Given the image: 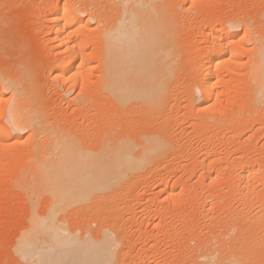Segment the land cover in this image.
<instances>
[{"label": "bare ground", "instance_id": "6f19581e", "mask_svg": "<svg viewBox=\"0 0 264 264\" xmlns=\"http://www.w3.org/2000/svg\"><path fill=\"white\" fill-rule=\"evenodd\" d=\"M48 1H41L48 11H46L47 15H44L45 18L43 16L38 31L45 38L44 44L48 47L46 48L50 50V54H53L50 71L57 73L53 75L59 80L56 78L54 80L59 82L62 80L65 83V93L77 88V94L68 100L73 102L77 111L79 110L78 113L80 112L84 118L79 122L82 129L85 126L86 131L90 129L94 131L88 133L85 131L86 134L83 132L85 135H77L76 131L75 134L68 133V128L56 121L59 120L55 117L57 115L49 114L50 109L48 111L47 108L49 104L46 107L44 105L46 103L40 99L41 96L39 98V95L37 96L33 91L30 85L32 81H28L27 68L21 63L22 61L14 65L12 74L0 70V97L4 98L5 90L9 92L6 101L9 104L8 108L6 107L4 111L0 106V166L9 163L8 158L17 164L14 176L10 180L26 203L24 226L19 229L20 232L11 242L9 256L11 255V258L18 262L17 264H120L121 261V264H124L127 260L124 256L126 254L124 247L129 246L126 241L129 242L130 239L127 238L128 233L126 235L123 232L125 227L123 223L127 221L126 219H130L122 215L134 208L131 197L128 198L130 201H126L124 194L133 187L132 184L152 179L159 168L161 169L164 161L184 156L182 152L185 153L187 149L186 154L189 159H197L198 156L193 151L194 141L197 143L199 140H196L201 138L205 141L206 134L215 130L219 132L222 127L227 128L230 125V132L225 129L230 134L221 138H226L227 142L231 139H233L232 143L236 142L232 152L237 158L246 157L249 151L247 149L254 144L253 139L255 140L259 135L261 138L264 137V0L257 10L259 12L258 15L256 13L257 18L250 19L248 16L245 17V14H240L241 12H233L222 16L223 18H214L215 20L205 18L206 21L198 17L202 14L198 13L205 0H182L181 6L184 3L188 5L182 8L177 0ZM184 15L185 17L189 15V18H182ZM184 19L188 20L187 23ZM238 27L243 31L240 37L237 36ZM187 33L191 38L187 37ZM200 41L205 44L200 46ZM241 57H245V60H241ZM242 92L244 96L241 95V100L237 99V95ZM179 99H185L186 103L181 116L191 118L186 122L189 124L185 128L182 127L183 131L188 133V129L191 128L198 138L192 134L193 139L189 136L185 137L184 142L179 141L183 137V133L180 134L181 137H178L179 131L176 133ZM254 122L258 125L252 130L250 128L255 125ZM248 130L252 131L248 133ZM22 131H27L25 150L17 151L18 156L14 153L15 158L6 156L9 150L18 147ZM257 133L258 136L254 138ZM226 141L223 143L226 144ZM219 143L221 144L220 141ZM204 148L205 150L197 153L203 156L202 159L200 157L203 161L200 164L201 176L207 175L212 162L217 163L223 159L220 153V156L214 153L216 156L210 159L211 153L206 151V146ZM19 149L20 147L16 150ZM21 151H25L23 154L26 155ZM20 152L23 157H20L22 156L19 155ZM248 159L239 161L240 179L245 180L252 175L255 179L262 178L264 167L262 169L258 165L259 168H255L259 162L253 167ZM194 161L191 160L193 163ZM230 163H224L225 166L221 168L225 171L237 165L236 162L235 165ZM186 165L184 168H187ZM211 177L206 184L214 186L213 184H216L214 181L217 179ZM178 178H181V181ZM184 180L179 175L176 181ZM248 182L243 183L247 184L246 191L249 189ZM262 186H264L263 181ZM136 190L134 192H137ZM131 191L126 195L133 198L134 193ZM181 191L176 190V186L172 185L168 188L166 186L157 188L153 195L157 198L167 195L168 199L172 194H180ZM240 194L245 193L241 191ZM246 195L243 196L244 198L240 196L243 201ZM121 196L126 199L123 198L125 200L123 204H118ZM215 197L209 196L208 199L210 198L211 201ZM164 198L166 199V196ZM206 199L203 204L207 202ZM115 200H118L117 206ZM256 200L258 201L257 197ZM261 200L255 203L259 207L264 205ZM221 202L222 200H219V203ZM215 203L214 205L220 207V204ZM203 206L207 209L205 205ZM158 208L160 207L154 203L152 207L145 209L152 213L159 211ZM242 208L240 209L243 212ZM245 212L248 213L247 210ZM157 224H154V227ZM222 224L224 227V223ZM235 225H231L229 229L228 225L226 230L231 231L236 227ZM232 232H229L230 237L234 236ZM226 233L225 236H229ZM240 233L237 231L236 234L240 235ZM224 234L220 236L225 237ZM236 234L231 239L236 240L238 237ZM244 235L241 234L239 237L244 238ZM248 236L247 232L245 240ZM239 239L236 242L242 241L244 245L245 240L239 241ZM228 240L229 243L232 241ZM221 243H217V249L221 248L219 247L223 245ZM241 244L239 243L238 249L235 248L237 243L233 245L235 249L232 251H230L232 245L230 247L226 244L229 246V252L224 245L225 248L222 247L221 250L223 248L226 250L222 251H216V244L211 247L214 250L209 248L208 251L206 247V251H198L199 256L194 252L196 256L193 257L196 259H193L192 264H245L248 263L245 260H250L259 251L260 257H263L262 242L263 248L257 247L258 252L257 249L255 251L250 249L254 252L252 255L250 250L249 252L248 249L243 250L249 247V244L244 248ZM210 245L212 244L207 246ZM126 250L128 258L129 252L128 249ZM262 257L257 261L262 262L264 260ZM252 260L249 264L256 261L255 258ZM257 261L254 264H257Z\"/></svg>", "mask_w": 264, "mask_h": 264}, {"label": "rangeland", "instance_id": "374dc122", "mask_svg": "<svg viewBox=\"0 0 264 264\" xmlns=\"http://www.w3.org/2000/svg\"><path fill=\"white\" fill-rule=\"evenodd\" d=\"M41 1L42 0H0V70L12 74L14 72V67L18 63H20L22 61L21 63L24 64L25 67L27 68L26 69L27 70L26 71V73H27L26 76L29 79L28 81L29 82L32 81V84L30 83V85H31V87H33V91H35L36 95L37 94L39 95V96L37 95L39 98L41 96L40 99L43 101V103H46V104H44V105H46V107L49 104L50 107L49 106L47 107L48 111L50 109L49 114H51V115L54 114L53 116L57 115L55 117H56V119H59V120H56V121H59L58 123H60V124L62 123L61 126L65 125V127L68 128V130H67L68 133L75 134L77 132L78 133L77 135H79V134L83 135L84 133L86 134V132L88 133V131H89V130L86 131L87 129L85 128V126H84V129H82L83 127H81L80 124H79L80 121L82 122L83 116L80 114V112L78 113L79 110L77 111V109L75 108L73 102L71 100H68L69 98H71V97H73V96H75L77 94V92H78L77 88H73L68 93H65V83H63L62 80H60V82H59L58 81L59 79L56 78L53 75L55 72L53 70H52V72L50 71V69L52 68L51 64H52V60H53L52 59V57H53L52 55L53 54H50V50H48L47 49L48 48L47 45L44 44L45 43L44 42L45 38L42 37L43 36L42 33L39 32L40 31L39 28L41 27L42 18H43L44 15H47L46 11H48L46 9L47 7L43 6V3L45 1H43V3H41ZM51 1H53V2L55 1L56 2L58 0H51ZM180 1H182V0H179V1L177 0L178 3ZM261 1L262 0H215V1L214 0H205L201 4V7H202L201 11L198 13V14H201V13L202 14L198 15V17H200V19L203 18V20L206 21V19L207 20H211L212 18L213 19L214 18L215 19L216 18H218V19L219 18H223L224 15H228L229 13H233V12L234 13H240L241 12L240 14H242V15L245 14V17L248 16V18H250V19L251 18H257V15L259 13L257 10L259 8V5L261 4ZM47 2H49V1L47 0ZM182 3L180 4L181 8L183 6H188V5H186L187 3H184L185 5L183 4V6H181ZM205 3H207V4H205ZM44 4H46V2ZM38 5L40 7H38ZM240 7H242V8H240ZM260 7H261V5H260ZM256 13H257V15H256ZM44 18H45V16H44ZM182 18H189V15L186 16V17L184 15V17H182ZM185 21L187 23L188 20L186 19ZM184 23L185 22L183 21V24ZM91 24L93 25L94 23L92 22ZM238 29H239L238 30L239 34L237 36L240 37L242 35L243 31H242V28H240V27H238ZM190 34H192V32H190ZM190 34L187 33V37H189ZM190 38H191V36H190ZM187 39H189V38H187ZM200 42H201L200 46H202V44H205V42H202V41H200ZM250 44L251 43H248V45H250ZM188 45L190 47L189 42H188ZM241 60H245V57H241ZM24 62L27 63V64H25ZM7 65H9V66H7ZM11 67L13 69H11ZM242 72L243 71H241V73ZM56 74L57 73H55V75ZM54 78H56L58 80H56V79L54 80ZM242 94H244V92L240 93V95H237L239 97V98L237 97V99L241 100V95ZM8 95H9V92L7 90H5L4 91V98L0 97V101H1V105L0 106H1L2 110L4 109V111L8 108L7 106L9 105L8 102H6V101H8L7 100V96ZM242 96H244V95H242ZM56 101H58V102H56ZM178 103H179V105H178L179 106V112H181V113L179 115V112H178V115H177V120L178 121L176 120V122H178V124H176V125H177L178 128L176 127V133H177V131H179L177 133L179 135L178 137H181L180 134L183 133L182 134L183 137H181L182 139H179V141L181 140V142H184L185 137H189L190 136L192 138L193 136L194 137H197V136L195 135V133H193V130L191 128L188 129V133L187 132L184 133L182 127L185 128L186 125L189 124V123L187 124L186 122L191 120V118L187 119L186 117H182L181 116L183 111L185 110V104H186L185 103V99H179ZM52 107H54V108H52ZM91 110H93V109H91ZM93 112H94V110H93ZM254 115L256 116V114H254ZM178 117H180V118H178ZM183 119H185V120L183 121ZM180 120H182V121H180ZM84 121H85L84 124H86V120H84ZM255 122H254L255 125L252 128H250V129L253 130L254 127L255 128L257 127L256 125H258V124L255 123ZM74 125L76 126V128H75ZM225 127L224 128L223 127L220 128V130H222L221 131L222 133L220 132V130L218 128L219 132H217L215 130L213 132L211 131L212 133L209 132L208 135L206 134L207 139H205V141L203 140L204 138L197 139V140L194 138L196 141L199 140L197 143L194 141V145L195 146L193 145V148L194 147L196 148V149L194 148V150H193L194 154H196V156H198L199 158L197 157V159H195V158L189 159V157L186 154L187 153L186 151L188 150L187 149L185 151V153L182 152L183 155L186 156V157L181 155V157H179L178 159H174L177 163L173 160V158H172V160L170 159V160H167L166 162L164 161L163 162V166L161 165V169L159 168V171H157L158 173H155L154 174L155 176L152 179L150 178V179H147L146 181H141L142 183L141 182H137L135 184H132L131 186H133V187H130L131 189H129V191L134 190V188H137V190L135 189L137 192L139 191L138 193L134 192L135 190L133 192L131 191L132 193H134L133 194L134 195L133 198H132V196H129V195L127 196L126 195L129 192L128 191L126 194H124V196L127 199L124 196L123 197L121 196V197H119V200L121 202L118 201V200H115V205L116 206H117V203L118 204H121V203L123 204V202L125 201L124 199H126V201L127 200L130 201V199H132L134 201L133 202L131 200L132 203L134 204V205H132V206H134V208L132 207L133 209L131 208V210L128 209L130 211V212L128 211L129 213L127 212V214H126V212H124L123 215L120 213V215L124 216L125 218H129L131 220L130 221V220L126 219L127 221L123 223L122 220L125 221V219L121 216V218H123L121 221H122V223L125 226L124 230H123V228H122V230H123V232L126 233V235L128 233V237L127 238H128V240L130 239L129 242H127L126 241V235L123 236L125 238L126 243H129V246H126V248L124 247V250L126 251V254L124 256L127 259L126 260L127 263L125 262L124 264H128V263L129 264H152V263L153 264H156V263L157 264H180V263L181 264H188V262H190L189 264H192L193 263V259L194 260L196 259L193 256H196V255L199 256V254H200V253H198V251L199 252H201V251L203 252V250L206 251L207 248H208V251H209V248L211 249V247H213L214 244H216V247H215L216 251L217 250L222 251V250H226V249L228 251L229 250V246L231 247V245H232L230 243H232V242H234L233 245H235L237 243V246L235 247V248H237L239 243L241 244L242 241L238 243V241L236 242V240L241 238V237L242 238L239 239V241L242 240V239L245 240V238H246L245 236H247V232L249 233V236L247 238L248 240L246 239L245 241H248V242L246 243L245 241H243L244 245H243V243L241 245L244 248V247H247V244H249L248 245L249 247H247L245 249L242 248L243 250H247L248 249L247 251L249 252L250 249L252 251H255L257 249V247H260V246H261V248L264 247V245L262 247V244H264L263 243V241H264V239H263L264 238V208H263L264 205H263V207H259L258 205H256L257 202H260L259 200H261V199H262L261 201L264 202V200H263V198H264L263 197L264 196V189L262 188V187H264V186H262V181L264 183V180H263L264 176H262V178L258 177L259 179L258 178L255 179V177H253V175H252V177L250 176L251 178L250 177L247 178L248 180L245 179V180H247L245 182V180H243V179L241 180L240 179V175H239L240 172L239 171L241 169L238 166V164L240 163L239 161L241 159L245 161V159L249 158L248 161H249L250 165H252L254 167L259 162V164H257L255 166V168H259V166H260L263 169V167H264V152H263L264 151V137L262 136L263 138H261V136L260 135L258 136V133H257V135H255L254 138L256 136H258V137L255 138V140L253 139V141H254L253 143L254 144H252L249 147V149H247V150H249V151H247V153L250 154V155L246 154V157H243V158H239L238 157L237 158V157H235L236 156L235 153L232 152L233 149L235 148L234 147V143H236V142L232 143L233 139L228 140V142H227L226 138H223V139L221 138V137H224L226 134L227 135L225 137H227L230 134V133L228 134V131L230 132V129H229L230 125L227 128H225ZM255 128H254V130H255ZM75 129H77L78 131L75 130ZM225 129L228 130V131H226ZM252 130H248L249 131L248 133H250ZM90 131H91V129H90ZM93 131L94 130L92 129L91 132H93ZM192 134H194V135L192 136ZM219 135H220V137H219ZM26 136H27V131L20 132L19 144L17 145L18 146L17 148L20 147V149L16 150L17 148H15V150H13V149L9 150V152H7L6 156H9L10 158L11 157L15 158L14 157L15 154H16V156H18V152L17 151L25 150L24 149V146H25L24 144H27ZM209 137H211V138H209ZM222 140L226 141V144L223 143ZM219 141L221 142V144L219 143ZM229 141H230V143H229ZM185 143H187V142L185 141ZM205 144H207V145H205ZM201 145H203V147ZM208 145H209V147H208ZM205 146L207 148L206 151H208V153L209 152L211 153L210 154V159H212V157H215L216 156L215 154L219 155V153H220V155H221V157L223 159L220 160L217 163L215 162L216 164L214 162H212L213 163V164H211V166H212L211 168L212 169L211 168L209 169L207 175L206 174H202V176H201V174H200L201 165L200 164L203 162L201 160L203 156L200 155V154L198 155L197 153L200 150H203V149L205 150V148H204ZM222 148L224 149V151L222 150ZM217 149L219 151H217ZM214 150H215V152H214ZM220 150H221V152H220ZM21 152L19 153V155H22L23 152H25V151H23L22 154H21ZM11 155H13V156H11ZM23 155H26V153L23 154ZM23 155L20 156V157H23ZM256 156H257V158H256ZM200 157H201V159H200ZM182 158H185V159H182ZM194 159H195V161H194ZM188 160H189V163H188ZM191 160L194 161L195 164L193 162H191ZM234 160H235V162L237 164L236 165L237 167L236 166L233 167V168L229 167L228 170L225 169V171L222 169L223 166H225L224 163L227 164V162L230 163V161H231L230 164L235 165ZM8 161H10V162L9 163L7 162L4 165L0 166V178H1L0 179V189H2V190H0L1 191L0 192V264H17L18 262L16 260H14V258H11V255L9 256V254H10L9 252H10V250H11L10 248L12 246L11 242H13L15 240L14 238H16L15 235L17 233H19L20 230L22 229V226H24V222H25V220H24L25 219L24 211L26 210L25 209L26 208V203L24 202V200H23V198H22V196L20 194V191L17 190L16 187L12 186V183H11V180H10V178L14 176V172H15L17 164L13 163L9 158H8ZM168 161H169V163H168ZM206 162H207V160H206ZM182 164H183V167H182ZM188 164H190V165L188 166ZM170 165H171V168H170ZM185 165L187 166L188 169L184 168ZM191 165H193V166H191ZM218 165H220V166H218ZM165 166L168 168V170H166L167 168ZM172 166H175V168L174 167L172 168ZM221 166H222V168H221ZM162 168H163V170H162ZM164 168H166V169H164ZM189 168H192V169H189ZM195 169H196V171H195ZM190 170H191V172H190ZM221 170H223V171L220 172ZM210 171H211V173H210ZM190 173H192V175ZM179 175H180V177H182L183 180L185 179L183 182H178L179 180L176 181L177 177H179ZM185 175H186V177H185ZM203 175H204V177H203ZM208 176L209 177L212 176L211 178L214 177V179L218 180V181L217 180L214 181V183H216L217 186H215L216 184H213L214 186L207 185L209 183V181H208L209 177ZM215 176L218 177L219 179L216 178ZM178 179H180V181H181V178H178ZM240 180L244 181L245 183H247L249 181L248 184L249 183L250 184L248 185L249 189L247 188L248 189L247 191L245 189V186L247 184L244 185L245 183L241 182ZM138 183H140V184H138ZM182 183H183V185H181ZM170 185L171 186L175 185L176 186V190H179V191L182 190L184 192L181 191V193L178 192L180 194H176L177 192L175 191L176 193L172 194V196H169L168 199H167V195H165L166 199L164 198L165 196L162 195V196H160L161 199L163 198L162 200L160 199V197L157 198L155 195H153L154 192L157 190V188H161V187H165V186L168 188V187H171ZM242 185H244L243 189H242ZM3 186H5V187H3ZM184 186L186 188H184ZM181 187H182V189H181ZM183 188H184V190H183ZM193 189H194V191H193ZM244 189H245V191H243ZM241 191H242V193L247 194L246 195L247 198L245 197V199H244L245 201L242 200L244 198L243 196H245V194L241 195L240 194ZM136 193H137V195H136ZM199 193H200V195H199ZM234 194L238 198L240 196H242L243 198L240 197L238 199L237 197L234 196ZM260 194H262V196ZM173 195H176V196L174 197ZM181 195H183V196H181ZM188 195H189V197H188ZM209 196H216L215 197L216 199L214 198L213 199L214 201L212 199L210 201L209 200L210 198L208 199ZM223 196L225 198L222 199ZM136 197H138V198H136ZM180 197H181V199H180ZM256 197H257L258 201L256 200ZM261 197H263V198H261ZM128 198H130V199H128ZM226 198L229 201H227ZM204 199H206V201L208 203L205 202V204H203L202 202L204 201ZM248 199H250V200H248ZM219 200H222L223 203L222 202H221L222 204L219 203ZM216 201L218 203H215ZM189 202H190V204H189ZM250 202H251V204H250ZM128 203L130 204L131 202H128ZM154 203L157 204V207H160V208H158L160 212L159 211H155V212H152V213L148 212L147 209L149 208V206L152 207L154 205ZM201 203L203 205H205L207 209H205L204 206ZM214 203L215 204H220V207L218 205H217L218 206L217 207L216 205H214ZM242 203H244L245 206ZM223 204H224V206H223ZM145 206L147 207V209H145L146 208ZM241 206H243V208ZM240 208L244 209V211H243L244 213L241 211ZM210 209H213V210H210ZM245 209L248 211V213L245 212L246 211ZM145 210H146V212H145ZM123 211L121 210V212H123ZM125 211H127V209ZM139 211H141V212H139ZM220 211H222V212H220ZM251 211H253L255 213V215H253L254 213L251 212ZM231 214H233V216ZM242 214L245 215V216H243ZM248 214H250V215L252 214V215L248 216ZM239 215H241V216H239ZM256 215L258 216V218H257ZM262 217H263V219H262ZM247 218L250 219V220H247ZM260 219H262V220L260 221ZM222 220H224L225 222L222 221ZM231 221L233 222L234 225L236 224L235 225L236 227H234L235 229L232 228L234 231L232 229H231V231L226 230L228 225H229L228 229L233 226ZM253 221L254 222L256 221V222L254 223ZM127 222L128 223L130 222V223L128 224ZM210 222H211V224H210ZM122 223H120V225L123 226ZM153 223L154 224L158 223L157 224L158 226L156 225L157 227L156 226L154 227ZM161 223L163 224V226H162ZM222 223H224V227H223ZM237 224H239L240 226L239 225L237 226ZM259 224H261V225H259ZM122 226H120V227H122ZM244 226L249 231L248 230L245 231L246 229H244L245 228ZM210 227H212V228H210ZM241 228H242V230H241ZM125 229L128 232H126ZM139 229H141V230H139ZM225 230L229 231L230 233L233 231L232 235H234V236L237 233V231H238V233H240L241 231H245L244 233H240V235L241 234L242 235L245 234V235H244V238H243V236L239 237L240 235L236 234L238 237H236V240H233L231 238H233L234 236L230 237L231 234L229 232H227L229 234V236H225V234H224V233H226ZM141 231H142V233H141ZM123 232L121 231V234ZM222 233L224 234V236L226 238H228V239H230L232 241H230V243L227 242L228 239L226 240L225 237H222L223 236ZM129 234H131V235H129ZM215 234H216L217 237L215 236ZM213 235H214V237H213ZM220 235H222V236H220ZM218 237H220V238H218ZM203 239H205V241ZM174 241H176V242L178 241V242L176 243ZM213 242H215V243L213 244ZM220 242H222L221 245L223 244L226 247V249H224L225 247L223 245L222 246L219 245V247H221V248L224 247L222 250H221V248L217 249L218 248L217 245L220 244ZM223 242H226V243H223ZM261 242H262V244H261ZM197 243H199V244H197ZM203 244H204V246H203ZM209 244H212V245H210V247H208ZM226 244H228L229 246L226 245ZM233 245H232V247H233ZM127 247H131L132 249L131 248L129 249ZM232 247H231L230 251L235 249L234 247L232 249ZM239 247H241V246H239ZM126 249H128V252H129L128 253L129 254L128 258L129 259L126 256L127 255V250ZM212 249L214 250V248H212ZM258 249H257L256 252H258ZM251 250H250V253L252 255L254 252H251ZM260 250H262V249H260ZM186 251H187V253H185ZM262 251L264 252V250H262ZM194 252H195V254L196 253H198V254L194 255ZM259 253H261V252L259 251ZM259 253L257 255L255 253L254 254L255 257L253 255V257L256 259V261H257V259L260 260V258L262 257V256L260 257ZM253 257L250 259V256H249L248 258L250 260H248V261L245 260V262H248V263H245V264H249V261L254 259ZM263 257H264V255H263ZM123 261H125V258H124ZM256 261H254V262H256ZM254 262L251 263V264H254ZM259 262L257 261V264H259ZM263 262H264V260L262 262H260V264H264ZM121 263H122V261H121Z\"/></svg>", "mask_w": 264, "mask_h": 264}]
</instances>
